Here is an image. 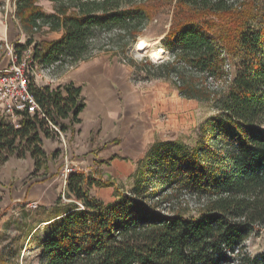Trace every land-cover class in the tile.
I'll use <instances>...</instances> for the list:
<instances>
[{"label": "trees", "instance_id": "1", "mask_svg": "<svg viewBox=\"0 0 264 264\" xmlns=\"http://www.w3.org/2000/svg\"><path fill=\"white\" fill-rule=\"evenodd\" d=\"M39 1H16L28 39L14 49L21 62L34 45L31 60L50 69L74 67L96 50L111 52L104 50L110 45L126 55L162 0H48L49 13ZM164 1L175 2L161 41L170 58L128 61L214 113L200 124L193 146L156 140L128 186L72 173L67 194L75 201L40 240V264H264V252L251 255L245 246L264 228V0ZM38 33L61 37L35 42ZM103 33L114 38L102 48ZM30 90L53 123L75 133L85 108L80 87L30 84ZM52 131L38 115L26 114L20 127L0 120V165L28 151L39 172L50 157L43 138ZM93 185L114 188L113 201L93 196Z\"/></svg>", "mask_w": 264, "mask_h": 264}, {"label": "rangeland", "instance_id": "2", "mask_svg": "<svg viewBox=\"0 0 264 264\" xmlns=\"http://www.w3.org/2000/svg\"><path fill=\"white\" fill-rule=\"evenodd\" d=\"M16 1L0 0V71L11 66V60L5 47L6 40L9 41L10 45H14L15 43L25 44L28 39L23 34L20 22L16 17ZM39 4L48 13L54 11V4L48 0H40ZM154 5L152 20L143 30L142 35L138 38V42L139 40H145L151 44L153 49H157L162 46V39L172 27L175 2L169 3L162 0ZM100 37L101 40L98 41V44L99 46L102 45L103 48L108 43V39L113 37V34L103 33ZM57 39L58 35L55 33H38L35 42L54 41ZM138 42L135 43L136 46ZM135 44L126 50V55H123V53L116 55L114 50H117V47L112 45L104 47V50H112L111 52L96 50L94 53L95 56H111L113 60L124 65L126 70L131 73V81L135 88L141 92V96L151 90L157 91L158 94L160 92L163 94L162 98L158 97L156 100L158 106L162 107H156L158 109L156 114L143 109L138 112L139 118L144 117L146 112L150 115L149 118L152 125L150 129L153 131L150 136L151 139L153 138L155 141L158 139L164 141L182 139L190 146L195 145L200 124L214 113L213 110L197 101L181 97L176 87L170 82L160 79H147L146 72L142 69H136L130 64L128 59H132L137 63H143V60L149 58L152 63H160L168 60L170 53L166 51L162 61H155L149 55L136 51ZM33 46L23 51L20 55L21 63L26 61L24 68L29 77V85L35 84L37 88L56 85L68 71L74 68L68 65L63 67L56 65L50 70L39 67L36 62L33 63L28 57ZM145 68L151 69L149 65ZM66 141L67 149L62 144L60 149L56 150L59 151V154L53 159L51 158V154L56 151L51 153L46 166H43L39 172H36L35 166V169L26 180V183L33 182L32 186L39 183L44 184L51 194L55 193V202L51 203V205L54 204L53 206L43 207L41 206V202L32 200L28 196L29 190L26 193L23 189L20 190L18 188V183L16 182L19 178L17 177V179L14 174L10 175L12 176L10 183L3 184V182L8 180V175L5 176V172L9 174L11 171V167L7 164L9 159L0 165V264H40L41 249L39 248V242L50 229L51 222L48 223V219L56 211L68 208L75 201L72 196L69 197L67 194L68 179L72 173L83 172L85 175L91 176L101 182L112 180L120 186L129 185L133 174L130 175L127 172L121 176L115 175L113 179V175L104 172V169L108 171L111 169L106 167L102 169V163L91 156L86 157V155H83L71 158V140L68 136L66 137ZM151 145L146 146L143 157ZM11 157L20 159L18 163L26 167L30 153L27 151L23 157H17L16 155ZM140 159L142 158H127L126 162L133 164L135 169ZM12 167L11 172L15 173L17 169L15 166ZM25 170L27 171L28 169ZM35 190L37 188L33 189L31 197L36 192ZM52 190H54V193ZM48 191L47 194L49 193ZM90 192L93 196L108 202L111 197L114 199L115 189L93 185L90 188ZM49 201L52 202L53 198L49 197ZM35 204L37 205L36 208ZM190 206L194 208V202ZM245 246L246 251L251 255L263 253L264 228L257 234H252L245 241Z\"/></svg>", "mask_w": 264, "mask_h": 264}, {"label": "crops", "instance_id": "3", "mask_svg": "<svg viewBox=\"0 0 264 264\" xmlns=\"http://www.w3.org/2000/svg\"><path fill=\"white\" fill-rule=\"evenodd\" d=\"M55 34L58 35V39L61 37L60 33ZM36 36L37 34L34 36L35 41ZM69 83L82 89L81 95L85 102V108L78 117L80 122L74 125L75 133L72 134L70 128L65 131L71 140L70 157L91 156L102 163V169L104 167L111 169L110 171L104 169V172L113 175V179L115 175L121 176L127 172L132 175L136 168L134 169L133 164L126 162V159L144 158L146 146L155 142V139L150 137L153 131L150 129L152 125L147 112L157 113L156 100L158 97L162 98L163 94L151 90L141 96V92L131 81V73L124 65L106 55H98L79 63L68 71L58 84L50 86L58 87ZM142 109L147 112L144 117L139 118L138 112ZM65 123L68 124L69 121ZM52 133L54 136L43 138V149L47 155L62 146L57 134L53 131ZM104 145H106L104 149L98 150ZM19 161L20 159L15 157L9 158L7 164L11 167L10 170L12 171V166H15L17 170L15 173L10 171L9 174L5 172L8 180L3 184L10 183L12 177L10 175L14 174L16 178H19L16 182L18 188L26 193L29 190L28 196L32 200L41 202L43 207L53 206L54 204L51 205V203L55 202L54 190H52L54 194H51L44 184L32 186L33 182L26 183L30 173L35 169V161L31 155L26 167L19 164ZM34 188L37 190L31 197ZM49 197L53 198L52 202L49 201ZM111 201H113L112 197L108 202ZM62 213L63 210L56 211L48 219V223Z\"/></svg>", "mask_w": 264, "mask_h": 264}, {"label": "built area", "instance_id": "4", "mask_svg": "<svg viewBox=\"0 0 264 264\" xmlns=\"http://www.w3.org/2000/svg\"><path fill=\"white\" fill-rule=\"evenodd\" d=\"M5 47L11 60V66L0 71L1 120L20 127L26 114L30 116L38 115L48 121L51 130L57 134L64 148L67 149L65 131L62 130L59 124L53 123L48 118L46 111L30 90L29 77L24 68L26 61L24 63L19 62L14 45H10L8 40H6ZM28 57L32 59V50H30Z\"/></svg>", "mask_w": 264, "mask_h": 264}, {"label": "bare ground", "instance_id": "5", "mask_svg": "<svg viewBox=\"0 0 264 264\" xmlns=\"http://www.w3.org/2000/svg\"><path fill=\"white\" fill-rule=\"evenodd\" d=\"M136 48V51L149 55L155 61H162L166 54V50L162 46L153 49L151 44L145 40H139L137 46L135 45Z\"/></svg>", "mask_w": 264, "mask_h": 264}]
</instances>
